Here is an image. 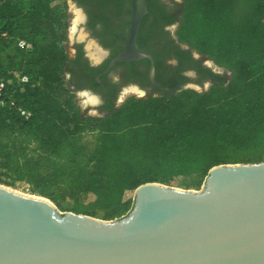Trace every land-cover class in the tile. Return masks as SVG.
<instances>
[{
    "label": "trees",
    "instance_id": "16d2710c",
    "mask_svg": "<svg viewBox=\"0 0 264 264\" xmlns=\"http://www.w3.org/2000/svg\"><path fill=\"white\" fill-rule=\"evenodd\" d=\"M57 1L0 0V183L24 182L53 201L62 189L74 197L71 211L114 219L131 210L143 183L193 176L201 188L213 166L246 147L245 115L264 123V0H183L178 40L230 70L231 80L204 92L129 97L105 116L87 115L65 85L67 29L57 26ZM21 39L32 47H20ZM19 74L29 82L19 84ZM226 139L233 158L220 149Z\"/></svg>",
    "mask_w": 264,
    "mask_h": 264
},
{
    "label": "water",
    "instance_id": "95a60500",
    "mask_svg": "<svg viewBox=\"0 0 264 264\" xmlns=\"http://www.w3.org/2000/svg\"><path fill=\"white\" fill-rule=\"evenodd\" d=\"M131 5L126 47L111 65L153 60L137 45L148 0ZM150 78L157 83L152 69ZM0 264H264V161L215 165L200 189L143 183L114 219L0 183Z\"/></svg>",
    "mask_w": 264,
    "mask_h": 264
},
{
    "label": "flooded vegetation",
    "instance_id": "af4514ba",
    "mask_svg": "<svg viewBox=\"0 0 264 264\" xmlns=\"http://www.w3.org/2000/svg\"><path fill=\"white\" fill-rule=\"evenodd\" d=\"M68 2L69 0H60ZM83 12V22L89 31L84 38L75 39L73 53L68 51L65 85L75 95L76 102L84 111L90 92L98 102L91 105L97 115L105 116L120 107L129 97H168L183 89L202 88L204 92L219 82L228 83L232 72L219 66L208 56L180 42L177 29L180 23L183 0H148V11L143 16L137 36L140 49L150 57L119 61L111 65L124 51L131 24V0H120L117 8L114 0H71ZM117 1V0H115ZM82 22V23H83ZM92 38L103 55L96 60L85 41ZM151 69L157 83L150 78Z\"/></svg>",
    "mask_w": 264,
    "mask_h": 264
},
{
    "label": "rangeland",
    "instance_id": "374dc122",
    "mask_svg": "<svg viewBox=\"0 0 264 264\" xmlns=\"http://www.w3.org/2000/svg\"><path fill=\"white\" fill-rule=\"evenodd\" d=\"M38 1L39 0H14V2L20 3V4H22L25 7H29L30 4H32L33 2H38ZM73 5L76 6L71 0H69L68 2H63V1L59 0L56 3H54V5L52 6V11L55 14L56 23H57V26H58L59 30H63L64 28L67 29L66 47H67V50L70 53H73L75 39L79 38L80 31L82 32L83 35H88L89 34V31L87 30V28L85 26V22H83V21H82L83 23L81 22L79 24L78 30H80V31L75 33L74 36L71 34L70 27H71L72 21H73V19L75 17V13L73 12L74 11L73 8H75V7ZM82 14H83V12H82ZM78 40L79 41H83V40H80V39H78ZM90 43H93V44L97 45L92 38H88L85 41V46L88 48V45ZM83 101H84V99L81 100V102H83ZM84 112L88 113V114H92V115H97V112L94 111L93 109H91V110L84 109ZM223 122H224V120H222V119L221 120L220 119L217 120L218 126L221 127ZM228 141H229V139L228 140L226 139L222 143V140H221L222 146L220 144V149L222 148V153H223L225 158H233V156L236 155L235 152H234L235 151V147H234L233 144L225 145V144L228 143ZM83 143H84V145H85V147H86V149L88 151H91V149L94 147L93 138H92V136L90 134L85 136V139H84ZM231 154H233V155L231 156ZM193 179H194L193 176L177 177L176 179H174V181L170 185L177 186V187H182V188H188V189H190V188L200 189V188H197V187H192ZM11 187H13V188H15L17 190H20L22 192H25V193H31L29 191V185L24 183V182H17L15 184V186H11ZM55 193L58 195V199L56 201H53L51 199L50 200L53 201L58 206V208L60 210H62V211H71L70 209H71L74 197L70 196L69 192L64 191L62 189H56ZM86 198H87L86 197V193H82V194H80L78 196V199L81 200V201H85ZM95 217H99V218L104 219V212L103 211H97L96 214H95Z\"/></svg>",
    "mask_w": 264,
    "mask_h": 264
},
{
    "label": "crops",
    "instance_id": "0c3cea01",
    "mask_svg": "<svg viewBox=\"0 0 264 264\" xmlns=\"http://www.w3.org/2000/svg\"><path fill=\"white\" fill-rule=\"evenodd\" d=\"M245 124L241 136H245L248 143L233 160H223L220 164L253 163L264 161V123L254 115H245Z\"/></svg>",
    "mask_w": 264,
    "mask_h": 264
},
{
    "label": "bare ground",
    "instance_id": "6f19581e",
    "mask_svg": "<svg viewBox=\"0 0 264 264\" xmlns=\"http://www.w3.org/2000/svg\"><path fill=\"white\" fill-rule=\"evenodd\" d=\"M73 10H74L73 12L75 13V17H74V19H73V21H72V24H71V27H70V32H71V34L74 36L75 33H77L78 31H80V30H78V28H79V24L83 21L84 16H83L81 10H79V9H77V8H73ZM79 34H80V35H79V39H80V38L82 39V38L85 37V36L82 34L81 31H80ZM92 47H94L95 50H94V51H91V52H90V55H91L92 57H94L96 60H99V59L102 57V55H103L102 51L99 50V49L97 48V46H94L93 43H90V44L88 45V48L91 49ZM82 94H83L84 96L87 97V98L84 100L85 103L90 104V105H95V103L98 102V99H97V97H96L95 95H92V94L89 93V92H85V93H82Z\"/></svg>",
    "mask_w": 264,
    "mask_h": 264
},
{
    "label": "built area",
    "instance_id": "2783aa9c",
    "mask_svg": "<svg viewBox=\"0 0 264 264\" xmlns=\"http://www.w3.org/2000/svg\"><path fill=\"white\" fill-rule=\"evenodd\" d=\"M18 45L20 47H22V48H25V49H30L32 47L31 43H29V42H27L26 40H23V39L19 40ZM16 79H17V82L19 84H25V83L29 82L30 78L26 74H19ZM4 87H5V83L1 82L0 83V105H2V106L5 105V99H4V96H3ZM18 110H19L20 114L23 115L26 118H29L32 115V112L29 111V110H26V109H23V108H19Z\"/></svg>",
    "mask_w": 264,
    "mask_h": 264
}]
</instances>
